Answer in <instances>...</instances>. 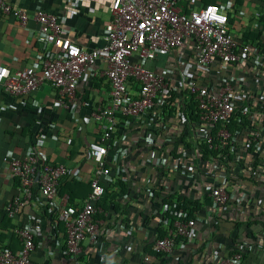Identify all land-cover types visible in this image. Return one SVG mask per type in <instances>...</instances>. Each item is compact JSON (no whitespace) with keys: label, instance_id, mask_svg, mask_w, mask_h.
<instances>
[{"label":"built area","instance_id":"2783aa9c","mask_svg":"<svg viewBox=\"0 0 264 264\" xmlns=\"http://www.w3.org/2000/svg\"><path fill=\"white\" fill-rule=\"evenodd\" d=\"M0 14L12 16L22 25L28 19L35 20V39L40 47L38 59L31 65L10 70L0 64V86L6 95H25L47 83L55 90L58 102L65 105L73 97L85 67L99 58L106 62L108 99L90 112L99 130L97 140L88 142L86 148V155L94 163L93 178L78 206L69 203L67 192H58L59 181L69 175L64 165L31 152L3 158L7 176L17 181L15 194L4 206L6 215L12 217L27 206L36 186L39 196L53 205L64 227V253L70 264H80V242L93 240L98 231L95 215L101 212L97 206L103 192L100 177L109 172L105 155L117 119L131 117L141 128L145 117L160 113L164 107L176 112L181 107L187 110L183 114L185 137H173L175 144L171 146L166 143L170 138L161 134L155 140L145 136L144 142L163 148L152 166L190 175L192 182L199 183L204 198L219 211H225L231 200L241 203L243 197L232 195L231 187L237 179L246 177L264 185V46L234 39L227 15L218 3L111 0L103 44L89 49L72 42L53 13L41 9L28 13L0 0ZM162 53L169 57L171 69L157 72L145 66ZM182 54L185 58L176 65L174 57ZM238 68L249 70L238 75ZM203 146L216 155L201 158ZM224 150H228L230 160ZM196 160L205 167L207 164L204 170L209 177L196 179ZM162 181L163 177L160 184ZM167 209L169 205L160 204L165 232L152 245L154 251L164 253L197 238L194 218L186 217L180 208L172 211V217H163ZM14 231L19 248L0 245V264H33L31 231L20 227ZM241 253L234 252L221 264H235ZM141 262L149 263L148 255H143Z\"/></svg>","mask_w":264,"mask_h":264},{"label":"crops","instance_id":"0c3cea01","mask_svg":"<svg viewBox=\"0 0 264 264\" xmlns=\"http://www.w3.org/2000/svg\"><path fill=\"white\" fill-rule=\"evenodd\" d=\"M6 1L28 13L37 9L53 13L65 35L81 49L103 44V27L109 20L111 0ZM200 1L221 6L234 39L264 46V0ZM36 29L33 19L22 25L12 16L0 14V64L16 70L36 62L40 48L35 39ZM184 47L181 49L185 50ZM184 58V54L175 56L176 65H181ZM167 59L166 54H158L148 66L157 72L168 71L172 64L169 66ZM105 68L106 62L101 58L86 66L76 82L73 97L65 105L58 102L55 90L47 83L18 96L6 95L0 86V245L17 250L20 243L14 229H29L33 264H70L64 253V227L57 220L53 205L39 196L36 186L32 199L18 214H4V206L16 192L17 181L7 176L3 158L31 152L45 161L64 165L69 175L61 178L58 188H66L69 203L78 206L93 178L94 163L86 155V148L88 142L97 140L99 133L90 112L108 99ZM248 70L238 68L236 73L244 75ZM185 112L182 107L178 112L164 107L160 113L145 117L141 128L131 117L117 119L105 155L109 172L100 177V182L115 192V207L106 203L108 206L95 215L98 231L93 240L80 242V264H142V256L147 255L146 250L152 248L159 231L164 229L160 220L163 197L196 199L201 204L194 216L197 238L179 244L160 258L148 256L146 264H221L237 251L244 256L235 264H264L262 183L246 177L237 179L231 187L232 195L243 197L241 203L231 200L225 211H219L210 202H204L199 183L192 182L190 175L152 166L163 148L149 145L144 137L155 140L161 134L170 138L167 145L175 144L173 137L184 136L187 131ZM134 129L136 133L131 132ZM193 164L199 169L196 179L209 177L204 170L207 164L205 167L198 160ZM117 181L125 188L123 195L117 194Z\"/></svg>","mask_w":264,"mask_h":264},{"label":"trees","instance_id":"16d2710c","mask_svg":"<svg viewBox=\"0 0 264 264\" xmlns=\"http://www.w3.org/2000/svg\"><path fill=\"white\" fill-rule=\"evenodd\" d=\"M201 150H202L201 151V158H203V159L207 158V156L209 154L212 155V156L216 155L215 151L206 150L204 146L201 147ZM223 152L226 154L228 160H230V155H229L228 150H224ZM100 184H101V186L103 188V192H102V194H101V196H100V198H99V200L97 202V206L100 207L101 210H103L108 205H112L113 207H115V204L113 203V197L115 195V192L110 190L108 185H105L102 182H100ZM115 185L118 188V191H117L118 193L117 194L123 195L125 193V188L122 186L121 182L117 181L115 183ZM88 188H89V184H88ZM87 191H88V189H87ZM58 192H67L69 197H70V193H69L68 190H66V188H64V189H59L58 188ZM152 194H155L154 190H153ZM175 199H176V201H173L172 199L167 198V197L161 198V203L169 205V209H167L165 212H163V217H172V211L177 210V209L180 208V209H182L184 211L186 217L194 218L195 213L200 210L201 204L199 202H197L196 199L192 200V201L188 200V199H186L184 197H177ZM204 202H206V204H208L209 201L206 199ZM106 203L108 204L107 206H106ZM4 214L6 215L5 211H4ZM164 232H165L164 229L159 231L157 237L163 236ZM146 251H147V255L149 257H153L155 259L156 258H160L164 254H166L164 252L154 251L151 247H149L148 250H146ZM243 256L244 255H243V252H242L241 253V258Z\"/></svg>","mask_w":264,"mask_h":264},{"label":"rangeland","instance_id":"374dc122","mask_svg":"<svg viewBox=\"0 0 264 264\" xmlns=\"http://www.w3.org/2000/svg\"><path fill=\"white\" fill-rule=\"evenodd\" d=\"M148 65H149V62H146V63H145V66H148Z\"/></svg>","mask_w":264,"mask_h":264}]
</instances>
